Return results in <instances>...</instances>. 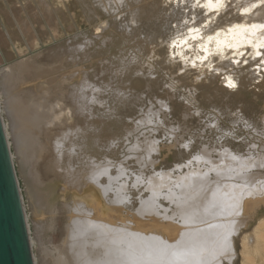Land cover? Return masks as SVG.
Here are the masks:
<instances>
[{
    "label": "bare ground",
    "instance_id": "obj_1",
    "mask_svg": "<svg viewBox=\"0 0 264 264\" xmlns=\"http://www.w3.org/2000/svg\"><path fill=\"white\" fill-rule=\"evenodd\" d=\"M80 1L87 9L86 15L90 22L99 17L97 10L109 16L108 20H115L122 14L123 7H130L132 2L138 7L134 13L129 11L132 24L140 16L152 19L155 15V4L145 2L140 7L143 0H94L91 5L88 0ZM168 1H180L192 7L202 6L214 12L208 23L195 25L180 37L178 55L181 56L186 48L195 47L203 52L195 57L200 60L198 62L209 59V64L218 62L225 63V66L236 65L244 51L262 55L260 50L264 48V27L261 20H264V0H233L245 3L242 11L244 15L239 20H231L224 27L219 25L221 22L216 15L221 13L229 0H199L195 4V0L193 3L191 0ZM15 8L13 20L25 39V45L30 49L35 38L33 27L27 20L19 18L20 8ZM45 10L42 19L37 20L40 23L44 17L45 22L52 26L54 15L47 8ZM103 24L96 31L106 27ZM46 27H49L48 24ZM262 28L263 31L259 32ZM0 33V56L3 57L2 50L10 39L6 27H0ZM97 39L103 45L111 42L110 37L105 35L97 36ZM91 43L90 39L83 37L81 41H71L66 46L49 49L47 53L36 57L39 59L37 65L32 58L20 60L13 65L6 63V78L13 81L14 76L19 79L28 74L34 76V79H42L62 96V100L73 98L74 116L94 119L92 108L86 101L89 99L90 102L103 104L98 95L99 89L88 80L87 72L79 67L61 74L64 59L58 60L67 54L74 57L77 52H82L85 57ZM12 47L18 49L15 45ZM212 54L217 57H212ZM195 58L191 61L192 65L197 61ZM57 60L60 61L57 65H51ZM215 67L222 72L221 66ZM224 76L226 85L231 87L236 84L230 74L225 73ZM30 109V106L22 105L13 97L7 111L20 124L16 129L22 137L20 147L27 161L35 166L31 174L41 184L45 180H61L63 192L73 197L72 202L64 206L68 224L62 231V239L55 244L50 242L46 248V254L51 256L54 264H234L238 256L235 239L240 235V264H257L255 260L259 261L258 264H264V216L258 217L256 226L249 231L259 207L264 205L263 153L245 157L229 148L219 151L202 148L188 162L158 171L154 168L157 160L153 155L158 152L155 141L147 137L139 141L135 137L127 150L137 154L134 162L139 164L140 171L146 165L151 171L147 174L141 171L130 179L121 163L115 164L109 160L117 146L110 135L106 137L108 147L105 150L98 144L100 138L91 137L82 127L72 129L66 126L65 130L61 128L56 134L45 118L30 115ZM0 113L3 114L1 107ZM86 124L87 129L95 130L91 122ZM99 124L103 129L104 123ZM136 125L135 128H125L127 138L136 131ZM41 131L47 134L48 141L37 155V137ZM261 149L264 151V145ZM136 192L139 197L137 201L133 198ZM30 247L33 248L31 240Z\"/></svg>",
    "mask_w": 264,
    "mask_h": 264
},
{
    "label": "rangeland",
    "instance_id": "obj_2",
    "mask_svg": "<svg viewBox=\"0 0 264 264\" xmlns=\"http://www.w3.org/2000/svg\"><path fill=\"white\" fill-rule=\"evenodd\" d=\"M196 1L199 0H195L193 4ZM93 2L94 0H88L90 5ZM145 2L155 4L154 17L150 19L143 15L132 24L129 11L134 13L138 8L133 2L128 8L124 6L122 14L115 20H108L109 16L97 10L100 18L90 22L86 15L87 9L80 0H0V27H6L10 39L2 50L3 57L0 56L1 117L19 185L29 238L33 243L31 252L34 264H54L51 256H47L46 248L50 242L55 244L62 239V231L68 224L64 206L70 204L73 197L70 193L63 192L61 180H45L41 184L31 174L35 166L27 161L20 147L22 137L16 130L20 124L7 111L13 97L22 105L30 106V115L45 118L56 134L61 128L65 130L66 126L72 129L82 127L91 137L98 136V144L105 150L108 147L106 137L110 135L117 146L109 160L115 164L121 163L130 179L141 171L145 174L151 171L147 165L140 171V166L135 164L134 159L137 154L128 151L135 137L139 141L144 137L155 141L159 153H155L157 155L154 154L153 158L157 160L154 168L158 171L188 162L202 148L210 151L229 148L245 157L264 154L261 149L264 145V48L260 50L261 56L252 54L249 50L242 52L237 64L232 66L218 62L209 64V59L198 62L200 60L195 57L203 52L195 47L184 49L180 56V37L195 25L208 23L214 12L208 11L206 7H192L188 3H173L168 0H143L140 7ZM244 5L243 2L227 1L225 8L216 15L221 22L219 25L224 27L231 20H239L244 15ZM13 8L19 9L22 12H19V18L27 20L33 27L35 44L30 49L25 45V39L13 20ZM45 8L54 15L52 26L45 22L44 17L40 23L37 20L42 19V15L46 13ZM30 9L35 11L36 16ZM193 13L195 15H191ZM47 24L49 27H46ZM100 24L106 27L96 31ZM261 25L264 27V20H261ZM261 31L263 28L259 30ZM100 35L110 37L111 42L101 44L97 39ZM83 37L92 42L85 57L82 52H77L74 57L67 54L58 60L64 59L67 65L61 63V74L79 67L87 72L88 80L99 89L100 94L97 93L103 104L85 100L92 108L94 119L74 116L71 102L73 98L62 100V96L55 93L42 79H34V76L26 74L19 79L14 76L13 81L7 80L8 71H4L6 63L13 65L20 60L32 58L37 65L39 59L36 57L39 55L47 53L49 49L66 46L71 41H81ZM226 37L230 40L228 33ZM13 44L17 50L13 49ZM211 56L217 57L216 54ZM194 58L197 61L192 65ZM58 60L51 65L60 62ZM217 65L221 66L222 72L215 69ZM39 67L40 65V70ZM225 73L235 79V85H226ZM153 116L155 117L152 118ZM149 117L151 118L148 119ZM140 119L146 121L142 122ZM87 122H91L95 130L87 129ZM100 122L104 123L105 129H102ZM134 125L137 126L136 131L127 138L125 128H135ZM92 131L94 134H91ZM39 134L37 155L43 151L48 141L46 133L41 131ZM133 198L137 201V192ZM263 216L262 204L250 223L249 231ZM241 237L242 235L235 239L238 256L234 264H240ZM255 261L258 264L259 261Z\"/></svg>",
    "mask_w": 264,
    "mask_h": 264
},
{
    "label": "water",
    "instance_id": "obj_3",
    "mask_svg": "<svg viewBox=\"0 0 264 264\" xmlns=\"http://www.w3.org/2000/svg\"><path fill=\"white\" fill-rule=\"evenodd\" d=\"M0 264H34L29 231L0 113Z\"/></svg>",
    "mask_w": 264,
    "mask_h": 264
}]
</instances>
